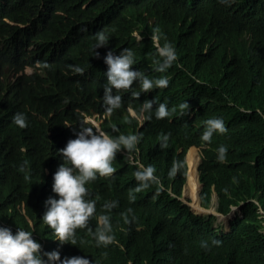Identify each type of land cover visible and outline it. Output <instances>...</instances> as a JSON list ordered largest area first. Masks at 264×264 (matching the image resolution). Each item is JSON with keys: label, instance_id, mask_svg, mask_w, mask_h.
<instances>
[{"label": "trees", "instance_id": "obj_1", "mask_svg": "<svg viewBox=\"0 0 264 264\" xmlns=\"http://www.w3.org/2000/svg\"><path fill=\"white\" fill-rule=\"evenodd\" d=\"M100 30L109 43L95 50L97 57L92 45ZM154 30L156 42L150 38ZM165 40L177 59L157 72L156 44ZM32 41L57 44L41 59L43 74L28 77L34 85L51 81L65 92L50 127L65 119L78 122L77 108L105 110L108 49L129 48L132 68L149 78L166 76L169 83L133 97L131 90L140 91L134 82L119 93L121 105L109 112L105 127L120 130L113 135L136 134L137 144L128 156L116 154L111 176L88 182L95 213L86 228L75 230V244H60L40 219L44 201L56 195L51 185L57 144L0 75L1 220L13 231L33 232L42 252L83 255L93 264H264V0H0V62ZM74 64L85 69L82 75L71 72ZM145 100L153 101V112L165 103L169 115L149 119L140 111ZM16 112L25 113L26 127L13 123ZM214 117L223 119L226 130L203 141L205 121ZM191 145L201 149L202 206L212 207L215 193L217 212L240 208L229 230L215 226V214H199L182 199ZM220 145L226 148L222 160ZM174 162L177 171L170 176ZM149 165L155 180L139 187L134 171ZM190 187L194 192L191 180ZM113 200L110 210L103 207ZM100 214L109 216L114 237L106 247H98L91 234Z\"/></svg>", "mask_w": 264, "mask_h": 264}, {"label": "clouds", "instance_id": "obj_2", "mask_svg": "<svg viewBox=\"0 0 264 264\" xmlns=\"http://www.w3.org/2000/svg\"><path fill=\"white\" fill-rule=\"evenodd\" d=\"M221 2L223 3L225 0H221ZM150 38L153 42L157 41L158 37L155 34V30ZM108 43L109 37L107 34L103 30L97 31L94 34V43L92 45L94 55L99 57L100 53L95 50L101 46H107ZM56 47L57 44L54 41H43L37 45L33 41L29 42L23 49L16 53H9L7 58L0 62V75L14 86L17 95L23 99L27 112L44 125L45 135L49 134L57 144V156L52 165L58 167L53 173L51 185V190L56 195H50L46 198L44 201L45 210L40 219L44 225L52 230L53 237L60 244L64 242L75 244V230L86 228L89 219L95 213L96 202L88 198L90 196L87 187L88 182L96 179L97 176H111L114 172L112 160L116 154L121 151L120 153L128 156L130 153L127 151L132 150L138 141L136 134L118 133L113 135L120 132V130L113 129L109 131L105 127L106 123L110 121L109 112L119 108L121 105V95L119 93L122 90L130 91L135 82L140 91L131 90L130 93L133 97H138L141 92H147L154 88H166L169 80L166 76L149 78L142 70L132 68L131 66L134 65L135 61L129 48L124 47L119 53L108 49L103 56L104 63L107 65L105 73L107 79L103 85V95L101 96L102 106L106 111L102 109L99 111L93 108L90 110L77 108L76 111L79 113L78 122H71L65 119L61 123L50 127L51 120L61 109L60 105L66 101L65 92L51 81L34 85L28 77L34 74H43V62L41 59L50 51L55 50ZM156 55L158 60L155 62L153 70L157 72H165L177 59L174 47L167 40L162 45L156 44ZM69 68L75 74L79 73L82 75L85 71L83 67L76 64L69 65ZM31 84L32 86H30ZM152 104V100H145L140 108L141 112L148 113L149 119H151L153 114L156 119L169 115V110L165 103H158L154 112ZM186 104L187 102L182 103L180 108H185ZM129 112L135 115V111L131 107H129ZM141 119L142 117H140ZM13 123L20 128L26 127L25 113L16 112L13 115ZM225 130L222 118H209L205 121L201 139L209 141L214 132H224ZM162 139L161 147H164L167 142V136ZM191 148L196 149L199 157L197 165L199 181V193L197 196L199 198L202 188V183L199 179L201 149L199 146L191 145L188 147L185 156L187 173L182 199L184 200V198L188 197L189 200L184 201L191 206H195L190 201L193 194L190 192L187 159ZM217 152V159L222 160L226 152L225 146H218ZM134 164H139L143 167V164L139 162H134ZM176 171L177 164L174 162L169 170V175H174ZM134 176L140 182L139 187H144L148 181L155 180L153 168L150 165L143 170H135ZM116 203L117 201L113 200L105 203L103 207L110 210ZM200 204L196 207L203 208L204 206L202 207V204ZM233 209L228 214L234 213L233 216H235ZM222 215L224 216V214ZM125 219L127 220V217ZM96 221V229L91 234L98 247H106L114 240L110 218L107 214H100L96 216ZM32 233L22 227H18L13 231L10 224L0 219V264H93L92 260L83 255L61 258L60 252L56 249L42 252L41 244L34 239ZM215 242L218 243V241Z\"/></svg>", "mask_w": 264, "mask_h": 264}, {"label": "rangeland", "instance_id": "obj_3", "mask_svg": "<svg viewBox=\"0 0 264 264\" xmlns=\"http://www.w3.org/2000/svg\"><path fill=\"white\" fill-rule=\"evenodd\" d=\"M192 156L190 157V161L192 162V166H195V161H192ZM194 175V174H193ZM198 193H199V190H198ZM197 198H198V201H194V203H193V198L192 199H190V201H192L191 202V204L193 203L194 205L197 203V204H200V198H199V196H197ZM184 200H189L188 199V197H186V198H184ZM215 204H216V194L214 193L213 194V201H212V207H210V208H204L203 206V211H200V210H197V208H199V207H196V206H192L193 207V209H194V211H196V212H199V213H201V214H203V215H206V214H210V213H213V214H216L217 215V217H216V220L214 221V224H215V226H219V225H221L222 224V226H223V229H225V230H229L230 229V222H231V220H232V218L230 219V221H228V219L226 218V216L224 215H222V214H220V213H218L216 210H215ZM201 205V204H200ZM233 211L235 212V216H236V214H237V212H239L240 210H239V208L238 207H234V209H233ZM221 216V217H220ZM235 216H233V218H235ZM219 219V220H218ZM225 220V221H224Z\"/></svg>", "mask_w": 264, "mask_h": 264}, {"label": "bare ground", "instance_id": "obj_4", "mask_svg": "<svg viewBox=\"0 0 264 264\" xmlns=\"http://www.w3.org/2000/svg\"><path fill=\"white\" fill-rule=\"evenodd\" d=\"M191 156L193 157L192 161H195V166H192V162L190 161ZM187 159H188V164H189V186H190V180H191L192 184L194 185V189H193L194 192H192V190L190 189V192H192V194H193L192 198H193V203H194V201H198L197 200V194H198V190H199V181H198V172H197V165H198L199 157H198V154H197L195 148H191L189 150L188 155H187ZM195 206H198V204L196 203ZM197 210L203 211V208H197ZM233 215H234V213H230L226 216V218L228 220H230L233 217Z\"/></svg>", "mask_w": 264, "mask_h": 264}]
</instances>
